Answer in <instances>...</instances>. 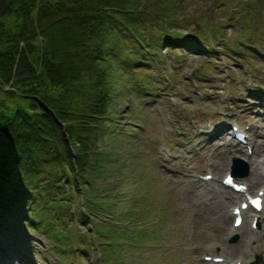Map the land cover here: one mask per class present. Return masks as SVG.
Instances as JSON below:
<instances>
[{
	"label": "rangeland",
	"instance_id": "374dc122",
	"mask_svg": "<svg viewBox=\"0 0 264 264\" xmlns=\"http://www.w3.org/2000/svg\"><path fill=\"white\" fill-rule=\"evenodd\" d=\"M154 1L141 5L149 11L165 7L170 20L159 23L160 39L143 56L148 65L136 66L149 72H141L140 82L126 75L116 82V122H107L106 134L94 140L87 171L66 173L58 188L34 192L35 226L23 235L32 262L13 264H100V254L114 258L106 264H212L206 255L220 256L224 264H251L259 255L264 264V219L262 231L252 230L249 219L233 228L234 201L220 179L234 149L225 146L226 127L220 126L227 122L218 117L232 111L253 125L251 166L264 165V120L255 112L260 104L252 103L264 83V0H217L213 13L212 0H167L169 5L153 7ZM196 33L200 40L187 36L184 42L197 48L178 42L168 50L172 42L164 43ZM248 71L257 76L247 83ZM200 130L214 133L203 137ZM207 172L212 182L196 177ZM250 174V192H256L264 179ZM235 235L239 240L230 243Z\"/></svg>",
	"mask_w": 264,
	"mask_h": 264
},
{
	"label": "trees",
	"instance_id": "16d2710c",
	"mask_svg": "<svg viewBox=\"0 0 264 264\" xmlns=\"http://www.w3.org/2000/svg\"><path fill=\"white\" fill-rule=\"evenodd\" d=\"M141 2L0 0L2 235L28 223L17 212L38 188L54 190L66 173L89 168L94 140L115 121L117 83L140 75L130 65L135 49L158 41L159 23L170 20L165 7L149 11ZM10 253L0 241V263Z\"/></svg>",
	"mask_w": 264,
	"mask_h": 264
},
{
	"label": "bare ground",
	"instance_id": "6f19581e",
	"mask_svg": "<svg viewBox=\"0 0 264 264\" xmlns=\"http://www.w3.org/2000/svg\"><path fill=\"white\" fill-rule=\"evenodd\" d=\"M212 126V125H211ZM197 134V133H196ZM194 136V135H193ZM200 137V136H199ZM203 137H205V136H203ZM210 144V143H209ZM199 145V144H198ZM223 145V144H222ZM224 146V145H223ZM195 147V146H194ZM206 147H207V145H206ZM208 149H209V147H208ZM219 149V148H218ZM203 150V149H202ZM198 151V150H197ZM201 151V150H200ZM205 151V150H204ZM217 151V150H216ZM215 151V152H216ZM232 154V153H231ZM197 155V154H196ZM177 158H178V156H177ZM247 160H248V158H247ZM173 161H175V160H173ZM179 161V160H178ZM251 162V161H250ZM256 162V161H255ZM259 164V163H258ZM256 165V164H255ZM254 165V166H255ZM174 166V165H173ZM255 167H257V168H255V169H253L254 167H252L251 166V174H255V177H256V179H264V175H263V171H264V167H262V166H260V165H258V166H255ZM169 169V168H168ZM175 175V174H174ZM174 177V176H173ZM264 187V186H263ZM230 195H228L227 197V199H229V197H230V200L231 199H238V200H240L241 199V195L240 194H236V193H231V192H228ZM222 194V193H221ZM230 200H229V202H230ZM227 201V200H226ZM195 204V203H194ZM194 206V205H193ZM191 207H192V205H191ZM192 208H194V207H192ZM257 217H258V222H259V224L261 225V219H264V211L262 212V213H260L259 215H257ZM259 228H260V226H259ZM253 238V237H252ZM32 262V261H31ZM20 263V262H19ZM244 264H246L245 262H243Z\"/></svg>",
	"mask_w": 264,
	"mask_h": 264
},
{
	"label": "water",
	"instance_id": "95a60500",
	"mask_svg": "<svg viewBox=\"0 0 264 264\" xmlns=\"http://www.w3.org/2000/svg\"><path fill=\"white\" fill-rule=\"evenodd\" d=\"M234 162L236 163V162H237V160H234ZM239 163H240V161H239ZM239 163H236V164L238 165Z\"/></svg>",
	"mask_w": 264,
	"mask_h": 264
}]
</instances>
